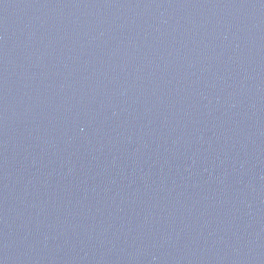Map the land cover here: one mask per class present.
I'll use <instances>...</instances> for the list:
<instances>
[{
    "label": "water",
    "instance_id": "water-1",
    "mask_svg": "<svg viewBox=\"0 0 264 264\" xmlns=\"http://www.w3.org/2000/svg\"><path fill=\"white\" fill-rule=\"evenodd\" d=\"M0 264H264V92L132 0H0Z\"/></svg>",
    "mask_w": 264,
    "mask_h": 264
}]
</instances>
